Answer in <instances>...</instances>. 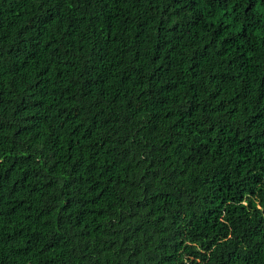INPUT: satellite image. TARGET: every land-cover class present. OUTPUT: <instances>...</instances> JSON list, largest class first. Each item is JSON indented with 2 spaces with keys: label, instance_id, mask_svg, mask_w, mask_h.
Instances as JSON below:
<instances>
[{
  "label": "trees",
  "instance_id": "16d2710c",
  "mask_svg": "<svg viewBox=\"0 0 264 264\" xmlns=\"http://www.w3.org/2000/svg\"><path fill=\"white\" fill-rule=\"evenodd\" d=\"M0 264H264V0H0Z\"/></svg>",
  "mask_w": 264,
  "mask_h": 264
}]
</instances>
